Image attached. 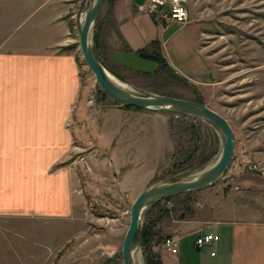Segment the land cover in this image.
<instances>
[{
  "label": "crops",
  "instance_id": "0c3cea01",
  "mask_svg": "<svg viewBox=\"0 0 264 264\" xmlns=\"http://www.w3.org/2000/svg\"><path fill=\"white\" fill-rule=\"evenodd\" d=\"M146 3L108 1L98 26V33L103 30L100 64L128 85L164 71L203 81L210 68L196 46L197 25L161 24L140 9ZM70 15L71 8L62 2L39 13L31 9L26 26L9 32L11 40L0 41V219L74 213L79 200L70 161L75 140L110 157L114 170L122 172L127 159L143 148L153 153L164 134L163 125L139 116L138 110L112 102L91 105L75 55L67 48L72 43ZM182 194L191 201L176 216L161 219L163 233L179 244L176 254L162 251V264H264L263 194L214 186ZM200 233L215 239L198 248Z\"/></svg>",
  "mask_w": 264,
  "mask_h": 264
},
{
  "label": "rangeland",
  "instance_id": "374dc122",
  "mask_svg": "<svg viewBox=\"0 0 264 264\" xmlns=\"http://www.w3.org/2000/svg\"><path fill=\"white\" fill-rule=\"evenodd\" d=\"M92 1L0 0V41L11 40L9 32L26 26L31 9L39 13L52 8L55 2L67 3L72 10L68 18L73 23L72 43L67 48L77 60L83 94L91 105L94 102L120 104L100 88L80 52L78 33ZM108 1H103L92 30L93 46L96 25L95 53L99 63L103 30L98 33V26ZM185 2L188 19L177 24L184 26L190 21L197 25L196 46L207 60L209 76L200 82L164 71L148 79H135L133 85H128L108 73L137 94L157 93L191 99L222 115L234 133V155L224 174L211 186L244 188L264 195V0ZM143 8L144 5L140 6L142 11ZM126 108L138 110L139 116L147 115L154 123L164 126V134L154 144L153 153L143 148L137 156L127 159V170L116 172L110 157L104 158L92 151L91 145H81L75 140L70 161H73L75 195L79 200H75L74 213L64 218L0 219V264H122V241L130 206L137 194L153 183L190 180L220 155L223 137L208 121L163 109ZM87 113H90L88 108L82 116ZM75 118L80 120L76 113ZM139 146L145 147V144ZM120 177L126 178L125 184L120 182ZM190 197L175 195L142 210L135 264H162V241L166 235L161 219L170 213L176 216L182 205L191 201ZM148 222L154 235L145 247L141 244L140 229Z\"/></svg>",
  "mask_w": 264,
  "mask_h": 264
},
{
  "label": "water",
  "instance_id": "95a60500",
  "mask_svg": "<svg viewBox=\"0 0 264 264\" xmlns=\"http://www.w3.org/2000/svg\"><path fill=\"white\" fill-rule=\"evenodd\" d=\"M104 0H93L87 7L78 33V44L84 62L94 75L100 88L120 104L140 108L163 109L178 115H188L204 119L215 126L223 137V144L217 160L202 170L197 176L185 181L157 182L141 190L133 200L129 210V223L122 248V264H135L134 252L139 245V220L142 210L157 201L211 186L232 162L234 155V133L229 122L219 113L202 102L157 93L140 95L133 90L116 84L109 73L97 60L92 46V30L98 11Z\"/></svg>",
  "mask_w": 264,
  "mask_h": 264
},
{
  "label": "built area",
  "instance_id": "2783aa9c",
  "mask_svg": "<svg viewBox=\"0 0 264 264\" xmlns=\"http://www.w3.org/2000/svg\"><path fill=\"white\" fill-rule=\"evenodd\" d=\"M143 10L153 15L155 21L161 24L174 21L184 23L188 19V8L185 0H147ZM215 236L212 233H200L195 238V245L200 248L209 244ZM178 238L165 236L162 241V249L169 254L178 252Z\"/></svg>",
  "mask_w": 264,
  "mask_h": 264
},
{
  "label": "trees",
  "instance_id": "16d2710c",
  "mask_svg": "<svg viewBox=\"0 0 264 264\" xmlns=\"http://www.w3.org/2000/svg\"><path fill=\"white\" fill-rule=\"evenodd\" d=\"M96 39H97V28H96V25H95V30H94V33H93V50H94V53H95V50H96ZM95 56L97 58V55L95 53ZM154 58H156L154 56ZM98 60V58H97ZM99 61V60H98ZM124 107H134V108H140V107H136V106H131V105H123ZM157 202H154L153 204H155ZM152 204V205H153ZM153 235H154V231H153V228H152V224H150V222H148L147 224L143 225L140 229V239H141V244H143L145 247L147 245H150V241L153 239Z\"/></svg>",
  "mask_w": 264,
  "mask_h": 264
},
{
  "label": "bare ground",
  "instance_id": "6f19581e",
  "mask_svg": "<svg viewBox=\"0 0 264 264\" xmlns=\"http://www.w3.org/2000/svg\"><path fill=\"white\" fill-rule=\"evenodd\" d=\"M110 76V75H109ZM110 78L116 83L118 84L119 86L125 88L124 86H122L117 80H115L113 77L110 76ZM123 83V82H122ZM126 89V88H125ZM129 90V89H128Z\"/></svg>",
  "mask_w": 264,
  "mask_h": 264
}]
</instances>
